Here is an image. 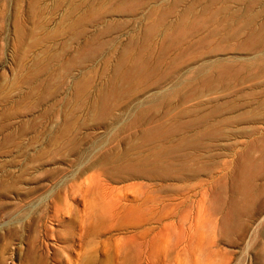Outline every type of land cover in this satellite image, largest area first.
Here are the masks:
<instances>
[{"label": "rangeland", "instance_id": "obj_1", "mask_svg": "<svg viewBox=\"0 0 264 264\" xmlns=\"http://www.w3.org/2000/svg\"><path fill=\"white\" fill-rule=\"evenodd\" d=\"M0 264H264V0H0Z\"/></svg>", "mask_w": 264, "mask_h": 264}, {"label": "bare ground", "instance_id": "obj_2", "mask_svg": "<svg viewBox=\"0 0 264 264\" xmlns=\"http://www.w3.org/2000/svg\"><path fill=\"white\" fill-rule=\"evenodd\" d=\"M130 73H131V71L126 72L122 76L125 75L126 78H131L130 77L131 75H129ZM166 133L167 132H162V133L158 134L157 136H161V135H164ZM252 175H253L252 173H248V174L243 175V177H242L241 187L243 189V199H242V204L238 205L237 208L235 209V211H234L235 214H237V212H241L242 210L247 209V207H248V205H249V203H250V201L252 199V195H250V193H248V191H246V189H247V187H248V185L250 183V179H251Z\"/></svg>", "mask_w": 264, "mask_h": 264}]
</instances>
